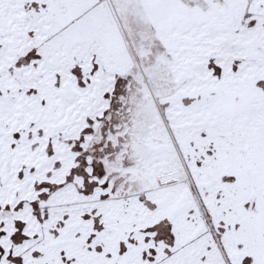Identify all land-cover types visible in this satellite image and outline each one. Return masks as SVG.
Here are the masks:
<instances>
[{
    "label": "snow or ice",
    "instance_id": "obj_1",
    "mask_svg": "<svg viewBox=\"0 0 264 264\" xmlns=\"http://www.w3.org/2000/svg\"><path fill=\"white\" fill-rule=\"evenodd\" d=\"M0 264H264V0H0Z\"/></svg>",
    "mask_w": 264,
    "mask_h": 264
}]
</instances>
